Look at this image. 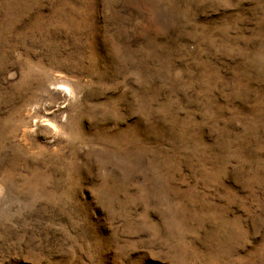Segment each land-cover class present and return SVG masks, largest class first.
Here are the masks:
<instances>
[{"label":"rangeland","instance_id":"374dc122","mask_svg":"<svg viewBox=\"0 0 264 264\" xmlns=\"http://www.w3.org/2000/svg\"><path fill=\"white\" fill-rule=\"evenodd\" d=\"M0 264H264V0H0Z\"/></svg>","mask_w":264,"mask_h":264}]
</instances>
